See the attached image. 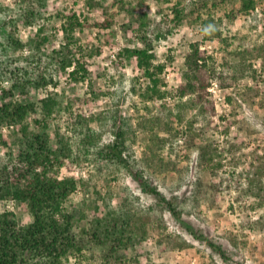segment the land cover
Wrapping results in <instances>:
<instances>
[{
  "label": "rangeland",
  "instance_id": "1",
  "mask_svg": "<svg viewBox=\"0 0 264 264\" xmlns=\"http://www.w3.org/2000/svg\"><path fill=\"white\" fill-rule=\"evenodd\" d=\"M96 1L99 3L46 0L41 7L42 17L30 25L19 22L16 32L22 42L46 35L42 51L47 55L63 42L62 13L75 12L84 23L76 29L75 37L87 53L89 76L75 82L69 76L71 67L63 70L57 65L49 66L56 82L49 90L59 100L56 112L46 123L39 107L36 113L27 115L32 130L52 134L59 123L61 131L71 138L75 156L59 175L73 176L78 182L65 203L74 215L75 228L87 225L95 210L103 214L105 202L117 207L126 196L151 217V221L145 218L146 236L124 251L127 257L136 255L143 264H264V225L247 224L264 214V200L259 206L258 196L243 192L264 159V113L258 104L242 95L247 86L264 93V0H253V6L246 10H241L242 0ZM100 3L114 15L110 26L101 25L108 17ZM2 6L14 7L15 0H0V9ZM1 13L2 10L0 18ZM141 14H146L150 34L155 38L153 62L164 65L158 77L159 88L167 93L165 98L147 91L148 76L137 66L136 57L124 51L125 47H144L131 31L124 33L128 24L137 26ZM193 42L198 43L207 66L215 71L196 107L186 106L190 95L178 98L174 94L183 81L185 54ZM27 53V47L12 53L16 58L12 63L24 64L21 56ZM4 62L6 65V59ZM240 66L244 69L239 71ZM233 75L237 77L233 79ZM10 85L6 77H0V87ZM46 94L43 88H30L25 98L37 101ZM15 98L21 99L18 91ZM169 112L173 119L170 132L163 130L159 121L155 127L145 128L146 119L158 115L164 121ZM77 114L89 119L90 126L100 134L95 137L98 146L114 139L113 123L120 120L121 125H127V157L132 167L141 170L166 197L177 196L183 202L192 195L199 176L216 185L215 194L202 201L198 216L186 211L182 215V220L202 236L190 233L157 197L145 192L134 172L96 157L94 149L88 148L72 130ZM35 118L42 120L37 124ZM0 134L6 141L0 139V158L5 159L9 148L18 150L20 134L8 123L0 125ZM153 134L169 140L159 147L152 141ZM206 146L208 159L201 164V152ZM153 161L169 165L155 164V168L151 166ZM5 210L14 212L20 223L31 220L26 204L13 198L0 201V211ZM161 232L175 239L159 243ZM208 240L220 245L226 258Z\"/></svg>",
  "mask_w": 264,
  "mask_h": 264
},
{
  "label": "trees",
  "instance_id": "2",
  "mask_svg": "<svg viewBox=\"0 0 264 264\" xmlns=\"http://www.w3.org/2000/svg\"><path fill=\"white\" fill-rule=\"evenodd\" d=\"M117 2L118 0H115L112 4ZM90 3L96 4L97 1L90 0ZM45 4L46 0H15L14 7L2 6L0 9L3 15L0 18V77H6L11 83L9 87H0V125L5 123L14 125L20 134L18 150L14 152L12 148H9L6 158H0V201L13 198L19 203H25L31 216L30 221L20 223L14 212L0 211V264H143L136 255L127 257L124 251L139 237L143 239L146 236L145 221L150 220V214L142 213L125 196L123 202L117 207L105 202L104 213L99 214L95 210L87 225L77 230L74 215L65 203L76 190L78 182L73 176L59 175L66 162L73 160L75 156L71 138L61 131L59 123L50 134L47 131L32 130L27 121V115L36 113L39 109L38 112L43 115V123H46L53 117L59 105L56 93L49 90L50 85L56 84L49 66L57 65L63 70L71 67L69 76L75 82L84 81L90 74L85 61L87 53L82 50L75 37L76 29L84 26V23L75 12L61 14L64 39L58 48L51 51V54L46 55L42 51V45L48 39L46 35L39 39L30 37L26 42L19 39L16 33L18 23L22 22L26 25L35 23L42 17L41 7ZM101 6L103 13L108 17L101 25L110 26L114 15L108 13V6L104 4ZM252 6L253 0H242L241 10ZM175 12L178 16L179 10L175 8ZM146 19V14H141L138 16L137 26L130 23L124 30V33L129 30L140 38L144 47H125L124 51L127 56L136 57L137 66L148 76L147 91L158 98H165L167 93L159 88L158 77L164 65L153 62L155 55L152 49L155 38L150 34L151 30ZM41 28L42 26L38 29L39 34ZM158 37L159 34L156 35V38ZM26 47L28 53L21 56L24 64L12 63V60H16L12 53ZM189 47L190 50L185 54L186 69L183 71V81L174 90V94L178 98L190 95L186 106L188 104L196 107L201 104L210 76H213L215 71L207 66L206 56L202 55L197 42L190 43ZM4 59L7 61L6 65ZM242 60L244 62L245 58ZM243 69L244 67L240 66L237 70ZM255 73L254 69L253 78L256 76ZM235 77L237 76H232L233 79ZM30 88H43L47 94L37 101L27 100L25 96ZM16 91L21 95L20 100L15 98ZM242 95L250 103L258 104L264 113V93H260L257 87L247 86ZM161 108L164 109L165 106ZM166 116L167 120L164 121L158 115L154 119H146L145 128H153L159 121V126L167 130L166 132L168 130L170 132L173 120L171 112L166 113ZM41 120L34 119L37 124ZM75 120L73 132L79 135V139L88 145V148L94 149L96 157L98 155L107 164L123 166L134 172L135 179L145 192L157 197L162 206L181 220L190 233L202 236L198 235L192 225L182 220V215L186 211L198 216L202 201L215 194L216 185L215 187L206 183L199 176L192 195L185 198L183 202L177 196L166 197L150 183L141 170H135L132 167V162L127 157L129 147L127 136L130 131L127 125H121L120 120L113 123L114 139L98 146L95 137L99 138L100 134H97L90 126L89 119L82 114H77ZM0 139L3 140L2 134ZM168 140L169 138L165 136L152 135L153 143L159 147ZM3 142L6 143L4 140ZM207 152L208 146L201 152V164L207 162ZM153 163L151 166L155 168V164L160 167L166 164L154 161ZM263 176L264 159H261L253 179H250L243 189L245 194L259 197V206L264 200V196H261L264 194ZM150 210L153 208L150 207ZM247 224L263 226L264 214L253 223L247 221ZM163 232H161L159 243L162 241L172 243L175 237ZM208 242L226 258L220 245L210 240ZM72 258L75 259L74 263L71 261Z\"/></svg>",
  "mask_w": 264,
  "mask_h": 264
}]
</instances>
